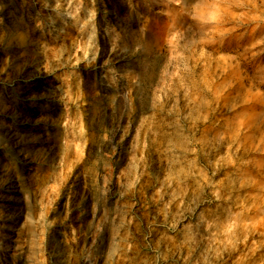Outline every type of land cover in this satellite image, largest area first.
<instances>
[{
  "label": "rangeland",
  "instance_id": "374dc122",
  "mask_svg": "<svg viewBox=\"0 0 264 264\" xmlns=\"http://www.w3.org/2000/svg\"><path fill=\"white\" fill-rule=\"evenodd\" d=\"M0 175V264H264V0H0Z\"/></svg>",
  "mask_w": 264,
  "mask_h": 264
},
{
  "label": "bare ground",
  "instance_id": "6f19581e",
  "mask_svg": "<svg viewBox=\"0 0 264 264\" xmlns=\"http://www.w3.org/2000/svg\"><path fill=\"white\" fill-rule=\"evenodd\" d=\"M0 178H1V175H0ZM13 255V254H12Z\"/></svg>",
  "mask_w": 264,
  "mask_h": 264
}]
</instances>
